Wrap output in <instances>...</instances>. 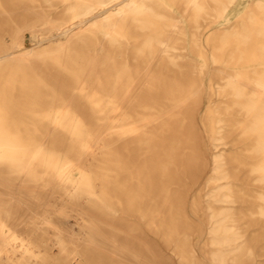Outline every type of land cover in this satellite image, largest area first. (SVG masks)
Returning a JSON list of instances; mask_svg holds the SVG:
<instances>
[{"label": "bare ground", "instance_id": "bare-ground-1", "mask_svg": "<svg viewBox=\"0 0 264 264\" xmlns=\"http://www.w3.org/2000/svg\"><path fill=\"white\" fill-rule=\"evenodd\" d=\"M233 1L0 0V264H261L264 0Z\"/></svg>", "mask_w": 264, "mask_h": 264}, {"label": "rangeland", "instance_id": "rangeland-1", "mask_svg": "<svg viewBox=\"0 0 264 264\" xmlns=\"http://www.w3.org/2000/svg\"><path fill=\"white\" fill-rule=\"evenodd\" d=\"M251 1L252 0H234L229 5V7L226 10V13H225V15L227 16L226 18H229V21L235 20L238 15H240L244 10H246L247 5H250ZM171 12H172L174 18L182 21V25L185 28V35L187 37V40H189V37H190V24L187 23V18L184 17V15H183V7L182 6H178V5H171ZM219 26H220V23L209 24L208 27H206L205 29H203L201 31V33H200L201 42H202L204 48L206 49V52H210V49H209L207 43L205 42V38L212 31L218 29ZM194 58L197 60L199 66H200L201 59L198 56H195ZM139 64H141V63H139ZM145 66H146L145 64H141L139 67L141 69H143ZM210 76H212V72L211 71L205 72L204 74L201 75L202 83H203V85H204V87L206 89L208 88L209 83L217 81L216 80L217 77L215 76V73H213L212 81L210 79ZM246 84H247V82H246ZM206 104H207L206 103V97H205V95H203L202 98L200 99L199 104H198L199 113H198L197 118H196L197 129L200 132L202 139H206V135H205V130H204V128H203V126H202V124H201V122H200V120L198 118H199V115L201 113H203V110L206 108ZM230 148H232L230 145H219L216 149L221 150V149H230ZM206 157H207V160H208V165H207V167L205 169V173L202 176L199 177V179L197 180V183L193 184V183H191V181H189L187 179V182H189L188 184H190V185L193 184V186H192L193 188L196 189V187H198L197 188L198 191H199V189H201L203 187V184H204L207 176L209 175L210 165H209L208 154L206 155ZM240 179L242 181L246 180V188L254 187V185L252 184L253 182L250 181V178L248 177L247 173H246V179L243 178V177H240ZM184 180L185 179L182 178V181H184ZM203 191H200L199 194L203 195V193H204ZM187 198L189 199V195H188ZM249 204H250V201L247 200L246 201V209L248 208ZM186 208H187L186 211L189 212L187 204H186ZM247 226H249V225H247ZM248 228L251 230V229L255 228V226H252V224H250V226ZM251 235H254V236L255 235H259L260 237H263L264 231H262V232L261 231H258V232L256 231V232L251 233ZM198 240H199V236L196 233H193L192 234V242L196 243V241H198ZM196 244H195V249H196V251L198 253V256L201 257L200 253L198 252V247H197L198 245H196ZM255 244L258 245V246H263L264 245V240H260V241L256 242ZM256 261L261 262V264H264V254H261L260 256H257L256 257Z\"/></svg>", "mask_w": 264, "mask_h": 264}]
</instances>
